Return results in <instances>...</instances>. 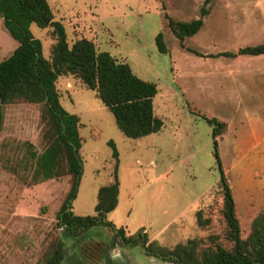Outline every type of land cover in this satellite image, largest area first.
Masks as SVG:
<instances>
[{
    "label": "rangeland",
    "instance_id": "374dc122",
    "mask_svg": "<svg viewBox=\"0 0 264 264\" xmlns=\"http://www.w3.org/2000/svg\"><path fill=\"white\" fill-rule=\"evenodd\" d=\"M46 1L68 44L89 39L138 78L155 84L153 111L162 125L146 136L127 138L93 91L72 75L56 78L61 106L78 119L80 171L71 212L94 214L97 188L112 180L114 166L118 183L115 207L105 214L112 228L97 224L72 236L56 224L70 175L31 185L19 178L29 174V151L38 154L44 147L38 105H4L0 264H43L56 242L63 247L61 264H171L148 253L143 238L153 251L171 249L192 236L199 238V246L209 244L207 235L228 246L211 125L201 116L223 122L217 155L244 237L252 217L264 208V54H215L264 42V0H210L201 27L184 37L181 46L162 12L188 21L198 16L203 0ZM28 30L48 58L54 41L51 27L31 23ZM158 32L165 53L154 44ZM16 45L0 16V60ZM195 210L209 219L201 230ZM117 229L129 242L115 235Z\"/></svg>",
    "mask_w": 264,
    "mask_h": 264
},
{
    "label": "trees",
    "instance_id": "16d2710c",
    "mask_svg": "<svg viewBox=\"0 0 264 264\" xmlns=\"http://www.w3.org/2000/svg\"><path fill=\"white\" fill-rule=\"evenodd\" d=\"M209 2L203 0L198 16L188 21L173 19L162 12L166 27L180 46L184 37L193 35L201 27ZM161 8L164 9L163 6ZM0 16L6 31L17 41L11 52L0 60V126L4 105L17 102L37 104L44 142L38 154L29 151L30 161L28 158L25 161L30 165L29 174H21L19 178L31 185L70 175L68 192L56 214L57 226H62L72 236L97 224L112 228L111 223L105 220V214L116 204V166L112 180L97 188L93 215H74L69 208L80 171L76 153L79 146L78 119L61 106L55 81L59 75L65 74L77 78L84 88L94 92L113 116L119 132L127 138H140L160 129L162 120L154 114L152 105L157 92L155 84L138 78L126 63L96 49L89 39L80 37L68 44L64 30L58 21L53 20L46 0H0ZM31 23L39 28L51 27L54 41L48 58L42 56L39 40L33 38L28 30ZM154 44L158 52H167L161 32L155 35ZM260 54H264V42L240 46L235 51L218 52L215 56ZM201 117L211 125L213 154L223 200V239L228 246L217 243L215 235H207L208 245L199 246L198 239L189 238L171 249L158 252L167 255L173 264H264V208L252 217L248 233L241 237L234 201L217 155L216 137L222 133L224 125L213 117ZM111 154L116 157L114 150ZM195 220L198 227L206 226L209 221L201 216L200 210L195 211ZM115 235L123 243L130 240L123 236L122 229H117ZM141 244L150 250L144 238ZM62 259L63 247L56 242L43 264H61Z\"/></svg>",
    "mask_w": 264,
    "mask_h": 264
},
{
    "label": "flooded vegetation",
    "instance_id": "af4514ba",
    "mask_svg": "<svg viewBox=\"0 0 264 264\" xmlns=\"http://www.w3.org/2000/svg\"><path fill=\"white\" fill-rule=\"evenodd\" d=\"M144 248V247H143ZM145 249V248H144ZM148 253H150V254H156L159 258H160V260L162 261V262H165L166 263V261H168L167 263H171V264H173V262H172V260H170L169 258H168V256L167 255H165L164 253H160V252H158V251H153V250H148V249H145ZM115 251V250H114Z\"/></svg>",
    "mask_w": 264,
    "mask_h": 264
},
{
    "label": "crops",
    "instance_id": "0c3cea01",
    "mask_svg": "<svg viewBox=\"0 0 264 264\" xmlns=\"http://www.w3.org/2000/svg\"><path fill=\"white\" fill-rule=\"evenodd\" d=\"M195 211H197V210H195ZM195 211H194V214H195ZM200 211H201V210H200ZM203 218H204V217H203ZM206 218H207V217H205V219H206ZM208 220H209V219H208ZM195 223H196V220H195ZM207 223H209V221H208ZM196 226H197V224H196ZM206 226H207V225H206ZM197 227H198V226H197ZM198 229H200V227H198ZM200 230H201V229H200ZM190 238H196V239H198V241L200 242L199 238L196 237V236H195V237L192 236V237H190ZM186 239H189V238H186ZM186 239H185V240H186ZM185 240H184V241H185ZM113 250H114V249H113Z\"/></svg>",
    "mask_w": 264,
    "mask_h": 264
}]
</instances>
